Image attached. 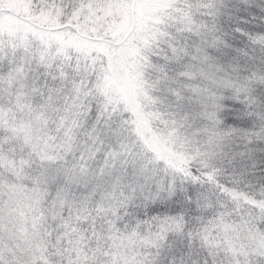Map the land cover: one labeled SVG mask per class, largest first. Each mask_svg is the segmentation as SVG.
Here are the masks:
<instances>
[{
  "label": "snow or ice",
  "instance_id": "1",
  "mask_svg": "<svg viewBox=\"0 0 264 264\" xmlns=\"http://www.w3.org/2000/svg\"><path fill=\"white\" fill-rule=\"evenodd\" d=\"M0 264H264V0H0Z\"/></svg>",
  "mask_w": 264,
  "mask_h": 264
}]
</instances>
